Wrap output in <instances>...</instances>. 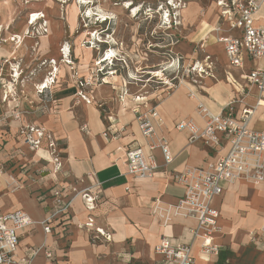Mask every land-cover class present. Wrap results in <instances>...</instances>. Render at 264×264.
<instances>
[{"label": "crops", "instance_id": "obj_1", "mask_svg": "<svg viewBox=\"0 0 264 264\" xmlns=\"http://www.w3.org/2000/svg\"><path fill=\"white\" fill-rule=\"evenodd\" d=\"M214 2L216 5L214 11H217V21L211 31L217 37L219 32L216 28L221 24V21L216 1ZM257 19L260 22H264V5L257 14ZM226 28L227 25L222 24L223 32L221 34H227ZM216 37L215 40L217 41ZM204 42H207V38L204 39ZM217 43L223 45L218 41ZM11 47L0 48V64L3 58H9L12 55L10 54ZM54 47L56 46L52 48ZM45 49L41 46L39 53L46 52ZM54 56L51 53L50 58H54ZM12 58L14 62L16 57ZM38 65L39 63H36L28 68L30 77L26 74L22 75V80L16 86V101L11 97L7 102H0V126L10 127L12 130L23 124L41 126L42 123H45L47 125L51 124L52 127L54 126L58 134L66 139L68 147L66 156L60 158L67 173H62L58 178H55V188L52 191L53 197L54 192L60 188L57 185L60 180L64 182V194L66 196L71 195V197L78 191L95 186L92 190H97L100 198L105 197L107 199L114 194L117 196V199L113 200L121 206L118 207V210L123 214V218L119 224L116 221V224L112 225L113 228H108V226L101 227L100 225H104L105 219H97L95 211H88L85 206L86 211L78 213V207L76 206H80L79 203L81 201L77 196L70 207L71 210L73 209V219L65 223L68 225L66 232L59 233L60 230H57V234H54L53 231L51 234L39 233L28 236V233L36 227L37 223L42 224L45 218L55 214L57 210L55 203L53 202L52 207H46L45 205L44 219L37 221L36 219L41 217L39 211L36 214L26 208L23 203L15 206L14 203L7 202L6 199L0 200V207L4 211L24 210L35 221L33 225L20 231L18 253L21 258L28 259L31 257L34 248L45 246V248L54 252L55 258H47L45 250L42 249L32 259L30 264H165L164 258L156 254L154 248L163 235H166L173 244L192 243V252L196 258V264H264V182L254 184L238 181L233 184H225L223 194L214 199L213 205L220 211L219 224L221 230L214 237V242L221 247L218 255L208 256L201 252L200 242L199 240H194L192 233V229L197 225L195 218L178 216L172 220L168 227L163 225V223L160 224L159 218H154L152 215L151 217L147 215L144 218L140 217L139 219L130 220L127 223L124 220L129 218L128 213L122 210V208L132 205H142L143 201L146 213H152L156 207L157 200L161 204L177 203L184 195V189L173 181V176L186 167H206L227 152L228 146L226 145L216 149L201 141L190 143L188 132H181L176 129V124L183 119L192 118L199 125L204 124L196 110L198 101H203L214 112H221L232 103L235 113L239 117H242L244 110H250L251 115L248 116L249 127L256 131H264V98H261L258 87L251 84L246 78L252 69L264 67L263 60H254L246 57L243 67H234L229 64L234 75L231 73L233 80L230 79V75L228 80L235 89V93L233 94L230 91V95L225 102H223L225 97L222 93L221 98L223 99L217 98V102H212L213 106L210 104L211 101L203 100V97H200L202 100L193 98V100H196H194V103H189L186 100L181 101V98L180 103H174L172 100L169 101L170 99L163 102L158 97L156 99L155 97H147L146 100L149 102V106L156 107L164 120L160 133L168 138L174 154V161L169 165H165L161 151L155 150L153 154L160 167L153 177L142 179L127 174V150L142 145L147 151L145 140L140 133L138 123L131 110L134 101H130L129 98L132 96L129 93L125 96L124 100L126 103L119 100V104L115 105L117 112H115L113 107L108 106L111 111L114 110L113 112L118 114V120L116 118L114 122H111L106 117V123L100 119V108L106 106V103L103 102L106 97L105 94L110 93L107 88H104L99 94H96V89L90 91L89 93L93 98L90 104L83 100L88 110L86 112L87 117L81 125H76L73 114H67L65 118L62 116L58 120L53 116H43L42 107L38 102L41 96L34 87L43 80L40 79L41 76L43 78V75H41L42 71H39L42 67L41 65L37 67ZM7 66L9 67V65H6L5 68ZM47 69H51L49 65ZM4 76L9 80V74H4ZM106 78L103 81L104 83ZM108 82L106 83L109 84L110 82ZM235 82H240L242 87L237 88ZM30 83L33 84V88L29 87ZM118 84L121 83L118 82ZM55 86L50 91H55L59 85ZM72 87L73 85L70 86L72 93L62 95L63 98L58 99L61 105H63V101L73 100L75 88ZM111 88L113 95L114 90L117 91L116 94H119L118 96L122 93L120 88ZM65 91H68V87ZM154 100L155 103H153ZM259 100L261 101L259 102ZM55 101L56 106L59 107L57 100ZM100 104H103V107H100ZM94 105H98L99 108L96 109ZM130 105L131 107H129ZM95 112H98L100 117ZM16 113H19L18 118L15 115ZM81 131L84 132L81 133ZM157 179H163V181L159 182ZM161 183L164 184L161 185ZM159 185L161 186L159 187ZM26 189L29 192L32 191L30 185ZM19 196L24 199L21 194ZM28 201L26 202L28 203ZM81 205L83 206V203ZM150 207H154L153 210H150ZM90 215L94 218V228H92V231L89 230L91 234L87 233L85 229H81ZM61 221H64V218L62 219L60 214H58L54 225L55 223L61 224ZM120 223L122 224L121 226L124 225L126 236H123V227L120 226ZM96 228H103L106 232L105 236L100 235L98 239H94ZM120 235L123 238H120ZM34 243L37 245H34ZM201 256H206L208 261H204ZM21 264H26V261Z\"/></svg>", "mask_w": 264, "mask_h": 264}, {"label": "rangeland", "instance_id": "obj_2", "mask_svg": "<svg viewBox=\"0 0 264 264\" xmlns=\"http://www.w3.org/2000/svg\"><path fill=\"white\" fill-rule=\"evenodd\" d=\"M84 1L54 0L53 2L48 0L49 7L45 13L42 7L46 5H43L41 0H0V48L12 45V43H6L4 40L13 34L22 32L24 25H27L29 20V14L44 12L47 15V18H42L43 21H39L30 27L32 38L26 39L23 47L14 55L16 57L14 63H20L21 70L24 71L23 76L26 74L30 77L28 68L39 63L37 67L41 65L42 68L39 71H42L41 75H43V78L41 76L40 79H44L45 75L51 72V69H47L48 65L52 68L51 53L54 56L59 45L63 46V49L67 44L70 45L69 60L71 64L65 63V69L60 70L56 83L48 89L55 88V85L59 86L55 91L42 94L40 101H38L42 107L43 116H53L58 120L62 116L65 118L67 114H73L76 125L84 123L88 107L78 95L80 88L77 82L79 77L93 78V83H90L91 85L87 88L88 92L95 90L98 85H106V82L109 81L108 85L117 89L120 88L122 93L133 94V98H129L132 102L134 97L141 94L148 98L155 97L156 99L158 97L163 102L167 99L173 101L172 95L176 90L183 87L184 82L190 86L189 90L185 89V95L180 98L181 101L186 100L189 103L196 101L193 98L200 99L203 97V100L211 101L210 104L213 106L212 102H217L218 98L213 94L214 88L220 85L219 90L225 97L223 102L230 95V91H235L228 80L229 75L234 72L229 66L225 49L223 45L217 43L216 34L211 31L217 21V11H214L215 0H175V3H172V0H131L134 7L139 6L141 9L140 13L133 17L131 15L134 8L131 10L123 9L128 0H90L87 3ZM75 4L79 5L78 11L80 13L73 20L69 16L72 9L76 10ZM89 9L94 11L92 16L87 15ZM169 11L171 18L167 20ZM103 12L108 13L111 18L102 21ZM48 16L52 18V25L49 24L51 20ZM51 26L53 29L56 27L54 40L43 46L40 37L49 35ZM86 31H92V33L98 31L99 35H85L83 37ZM99 38L102 42L98 41ZM205 38H207V42H204ZM77 40L97 48L95 51L96 58L94 57L88 68H84L85 62L82 59V54L77 52ZM41 46L46 48V52L39 53ZM53 46L56 47L52 48ZM112 47L116 51V59L113 62L110 60L104 63V71L100 72L102 65H95V62ZM208 57L210 58L208 59ZM9 58L13 59L12 57ZM58 62L59 66L63 65L61 60ZM209 64L212 69L208 72L202 71L209 68ZM199 65L201 66L198 67ZM161 68L166 69L164 73L169 81L168 85L164 82L165 79L160 80L148 73L151 70ZM4 70L5 75L9 74L10 66ZM111 71L120 75L124 84H118L117 80L113 79L114 75L104 76V78L107 77L104 83L103 75ZM132 73L138 80L131 79ZM230 79L233 80L232 75H230ZM131 82H136V84H130ZM225 83L230 86H225ZM240 84V82H235L237 88L242 87ZM72 85V88H75L73 100L63 101V105H61L58 99L63 98L62 95L72 93L70 89ZM29 87L33 88V84L30 83ZM67 87L68 91H65ZM35 90L37 91V89ZM116 92L114 90V95L113 93H106L103 101L106 106L100 108V119L105 123L111 115L118 120V114H115L117 112L115 105L119 104L120 99ZM55 100H57L59 107L56 106ZM108 106L113 107L115 112H113L114 110L111 111ZM94 107L99 108L98 105H94ZM95 114L100 117L98 112ZM45 122L47 121L45 120ZM30 126L32 125L23 124L13 130L10 127L0 126V200L6 199L7 202H12L15 206L25 204V207L32 210L33 213L37 214L39 211L41 217L36 220L42 221L45 215V205L46 207L53 206L52 191L55 188V178H58L62 173H67L60 158L66 156L68 144L66 139L62 138V135L58 134L57 129H54L51 124L42 123L41 126H35L45 133L44 137H38L37 133L31 132L28 128ZM83 132L81 131V133ZM37 138L42 140L40 149H35L30 145V140ZM34 153L37 154L34 156ZM57 158L59 160H56ZM58 183V186H64L63 180ZM29 185L32 189L31 192L26 189ZM82 191H78L80 193L78 198L81 201L80 206H76L79 209H77L78 213L86 211ZM19 194L24 199L20 198ZM70 197L71 195H65L64 200L68 201ZM104 199L105 197L98 199V208L96 207L94 211L97 219H105V223L100 225L101 227L113 228L112 225L116 224V221L119 224L123 218V214L118 210V207L121 206L113 200L117 199L115 194ZM141 204L122 208L129 217L124 222L129 223L130 220L144 218L147 215L151 217L152 215L154 218L159 217L160 224H162L155 209L152 213H146L145 203L142 201ZM149 209L153 210L152 207ZM72 211L73 209L69 208L66 213L60 214L64 221H61V224L55 223L54 234H57V230H60L59 233L68 230L66 229L68 225L65 223L73 219ZM81 229H85L87 233L91 234L86 227ZM30 233L28 236L39 233L45 234L42 224L39 223ZM34 245L37 244L34 243Z\"/></svg>", "mask_w": 264, "mask_h": 264}, {"label": "built area", "instance_id": "obj_3", "mask_svg": "<svg viewBox=\"0 0 264 264\" xmlns=\"http://www.w3.org/2000/svg\"><path fill=\"white\" fill-rule=\"evenodd\" d=\"M215 1L221 21V24L216 28L219 32L216 39L223 44L229 64L234 67H243L246 57L264 61V22L257 19L264 0ZM168 13L170 20L171 13L170 11ZM222 24L227 25V34H221L223 32ZM63 52L65 55V50ZM107 54L105 53L102 59L106 58ZM114 59L116 57L112 58L111 62ZM100 61L101 59L96 63ZM13 64L19 65V70ZM6 65L10 66L9 80L3 74ZM104 65L101 66L100 72L104 71ZM0 66V102H7L11 97L16 101V86L22 80L24 71L21 70L20 63H14L10 58H3ZM208 67L202 71L208 72L212 69L210 64ZM113 72L103 75L102 80H105L104 76L113 75ZM49 73L51 74L53 71L51 70ZM246 78L251 84L258 87L261 98H264V67L252 69ZM51 79L54 81L53 76ZM77 83L80 88L78 95L90 104L93 98L87 88L93 83L92 78L79 77ZM11 84L14 89H11ZM38 90L41 92L42 89ZM49 91L47 89L39 94L41 96ZM127 94L128 92L120 94L122 102H125L124 98ZM146 99L147 97L142 94L134 97L131 110L145 140L147 151L142 145H139L126 152L127 174L141 179L153 177L160 167L153 154L155 150L161 151L165 165L174 161L170 142L164 134L160 133L164 120L158 109L150 107ZM100 107H103V104H100ZM196 110L204 122L203 125H199L189 118L179 121L176 124V129L188 132L190 143L201 141L216 149L226 145L228 150L206 167L190 166L177 172L173 176V181L184 189V195L175 204H161L157 200L155 212L159 214L165 226H168L178 216L195 218L197 225L192 229L193 238L199 240L202 253L212 256L218 255L221 251V247L214 242V237L221 227L219 224L220 211L213 205V201L223 194L225 184H233L238 181L254 184L264 182V131L251 129L248 125V116L251 115V111L246 109L242 117H239L235 113L232 103L221 112H214L203 101H199ZM15 115L17 118L19 117V113ZM109 119L111 122L116 120L112 116H109ZM28 128L31 132L37 133L38 137L45 135L39 127L30 126ZM41 143V138L30 140V145L35 149H40ZM94 187L90 186L82 191L88 211L96 209L100 198L97 190H92ZM64 190L65 187L62 186L54 192V203L57 210L55 214L43 220L45 234L53 232L56 216L66 213L74 199L80 194L77 192L66 201L64 200ZM34 222L29 213L24 210L4 211L0 207V264H21L25 261L26 264H30L42 249L45 250L47 258H55L54 252L45 246L34 248L28 259L19 256L20 231L30 227ZM83 227L92 231L94 228L92 215L89 216ZM95 232L94 239H98L100 235L105 236L103 229L96 228ZM154 250L156 254L164 258L165 264H196L192 243L173 244L168 236L163 235Z\"/></svg>", "mask_w": 264, "mask_h": 264}, {"label": "bare ground", "instance_id": "obj_4", "mask_svg": "<svg viewBox=\"0 0 264 264\" xmlns=\"http://www.w3.org/2000/svg\"><path fill=\"white\" fill-rule=\"evenodd\" d=\"M48 0H41V2L43 3V5H46L45 7H42L43 8V10H44V12L48 9V7H49V3L47 2ZM51 1H53L54 2V0H51ZM170 1V0H169ZM6 2V1H5ZM47 2V3H46ZM85 3H87V2H90V0L88 1V0H85L84 1ZM37 3V2H36ZM172 3H175V0H172ZM171 3V4H172ZM130 4H132V2H131V0H128V2H127V5H125V7L123 8V9H125V8H128L129 10H131L132 8H134L133 10H132V15H131V17H133V16H137L139 13H140V11H141V9H140V7L139 6H136V7H134V4H132V5H130ZM128 5H130L129 7H128ZM75 7H76V10H74V9H72L71 11H70V18H72L73 20H75L76 18H77V16H78V14L80 13L78 10H79V5L78 4H75ZM6 10V9H5ZM54 10V9H53ZM7 12V11H6ZM19 12V11H18ZM44 12H42V13H39V12H35V13H33V15H31V14H29V20H28V22H27V25L25 24L24 25V27H23V29H22V32H20V33H17V34H13V35H11L7 40H4V42H6V43H12V49H11V52H10V54H12L10 57H13L15 54H16V52H18V50L20 49V48H22L23 47V45H24V42H25V40L26 39H30V38H32V35H30V33H31V30H30V27L33 25V24H35V23H38L39 21H43L42 20V18L43 19H45V18H47L46 16L47 15H45L44 14ZM46 13V12H45ZM165 13V12H164ZM94 14V11L92 10V9H89V11H88V16H92ZM31 17H32V21H30V19H31ZM165 17V16H164ZM164 17H163V19H164ZM48 18L51 20V23H49L50 25H52V18L50 17V16H48ZM101 18H102V21H107L108 19H110L111 18V16L108 14V13H104L103 12V14H102V16H101ZM3 20V19H2ZM167 20H169L168 18H167ZM48 22V21H47ZM172 22V21H171ZM24 23V22H23ZM48 24V25H49ZM47 25V24H46ZM49 25V26H50ZM48 26V27H49ZM94 27V26H93ZM3 28V27H2ZM55 28L56 27H54V29H53V27L51 26V30L49 31L50 33H49V35H43V36H41L40 37V40L43 42V46H45V45H47L48 43H51V41L52 40H54V34H55ZM86 28V27H85ZM90 28V27H89ZM3 32V31H2ZM85 35H94V36H96V35H99L98 34V31H96V32H94V33H92V31H86V33H84L83 34V37L85 36ZM87 38V37H86ZM86 38H85V40H86ZM82 40V39H81ZM81 40H79V42H78V40H77V42H78V46H77V52L79 53V54H82V59L84 60V62H85V66H84V68H88L89 66H90V63L91 62H93V60H94V57H95V51L97 50V48L95 47V46H90V45H86V44H84L83 43V41H81ZM93 41V40H92ZM98 41L99 42H102V40H100V38L98 39ZM113 41V40H112ZM88 44V43H87ZM72 45V44H71ZM2 50V49H1ZM63 50H65V55H64V52H63ZM69 52H70V45L69 44H67L66 46H65V48L63 49V46H61V45H59V48L57 49V52L54 54L55 55V57L54 58H52V68H51V70L53 71V73H49L48 75H46L45 77H44V79L42 80V82L41 83H39L38 85H35L36 87H35V89H37V92L38 93H42V92H45V89H48V88H50V87H52L55 83H56V79L58 78V74H59V72H60V70L62 69V70H64L65 69V67H64V65H65V63L66 64H71V61L69 60L70 59V56H69ZM108 54H107V57L106 58H104V59H102V57L104 56H101V61L100 62H98V63H96L95 65H98V64H100V65H103L105 62H107V61H110V60H112V58H114L115 57V53H116V51L113 49V47H112V49H109L108 50V52H107ZM96 58V57H95ZM59 60H61V62H63L62 64V66H59L58 65V61ZM16 63V62H15ZM13 66L14 67H16L17 69L19 68V65H15V64H13ZM201 65H199L198 67H200ZM19 70V69H18ZM61 70V71H62ZM166 69H157V70H151V71H149L148 73L149 74H153V76L154 77H158V79H160V80H164L165 79V83L168 85L169 84V81H168V79L165 77V73H164V71H165ZM10 72V71H9ZM62 73V72H61ZM114 76H113V79L114 80H117L118 82H120L121 84H124V81H123V79H122V77L120 76V75H117L116 74V72H113L112 73ZM132 75L133 76H131V79H133V80H138V78L137 77H135V75H134V73H132ZM53 76V79H54V81L51 79V77ZM126 81V80H125ZM128 84V83H127ZM130 84H136V82H131ZM226 85L225 86H230L229 84H227V83H225ZM195 85V84H194ZM218 85H220V84H218ZM183 87H181V88H179L178 90H176L175 92H174V94L172 95V99H173V101H174V103H178V100H179V98L182 96V95H185V89H188L189 90V84H186L185 82H184V85H182ZM221 86V85H220ZM219 86V87H220ZM10 87H11V89H14V86L11 84L10 85ZM112 86H110V85H108V84H106V85H98L95 89H96V94H99L102 90H104V88H107L108 90H109V92L110 93H112L113 91H112V88H111ZM201 87V86H200ZM219 87L217 86V87H215L214 88V93L213 94H215V96H217L218 98H220V99H223V98H221L222 97V91H220L219 90ZM111 88V89H110ZM199 88V87H198ZM38 89H42L41 90V92L38 90ZM224 90V89H223ZM244 90V89H243ZM227 92V91H226ZM225 93V92H224ZM235 92H233V94H234ZM38 96V95H37ZM130 96H132V95H130ZM202 100V99H201ZM223 101V100H222ZM199 102V101H198ZM126 103V102H125ZM219 106V105H218ZM222 107V106H221ZM220 107V108H221ZM211 108H213V107H211ZM213 110V109H212ZM103 123V122H102ZM101 125V124H100ZM38 135V134H37ZM37 153H34L33 155L35 156ZM72 157V156H71ZM163 174V173H162ZM157 180H159V179H157ZM156 181V180H155ZM163 181V179L162 180H159V182H162ZM158 182V181H157ZM158 182V183H159ZM164 184V183H163ZM162 183H161V185H163ZM8 185H10V182H8ZM161 185H159V187L161 186ZM139 186V185H138ZM146 186V185H145ZM157 187V186H156ZM136 188V187H135ZM148 188H149V186H148ZM147 187H146V189H148ZM125 198V197H124ZM126 199V198H125ZM131 199V198H130ZM122 200V199H121ZM122 202V201H121ZM154 208V207H153ZM85 210V209H84ZM86 213V212H85ZM87 214V213H86ZM159 216V215H158ZM157 218H159V217H157ZM176 218V217H175ZM76 219H77V217H76ZM160 220V219H159ZM158 220V221H159ZM81 221V220H80ZM83 221V220H82ZM122 221V220H121ZM155 221V220H154ZM126 222V221H125ZM125 224V223H124ZM122 224L120 223V226H121ZM158 225V224H157ZM121 227H123V232H124V235L123 236H126L125 235V231H124V225L123 226H121ZM168 227V226H167ZM170 227V226H169ZM164 228V227H163ZM103 229V228H102ZM165 230V229H164ZM106 233V232H105ZM165 233H166V231H165ZM123 234V233H122ZM135 234V233H134ZM121 236V235H120ZM123 236H121L120 238H123ZM117 237H119V236H117ZM118 239V238H117ZM136 241V240H135ZM201 258L204 260V261H208V258L206 257V256H201ZM201 264V263H200ZM205 264H207V263H205Z\"/></svg>", "mask_w": 264, "mask_h": 264}]
</instances>
